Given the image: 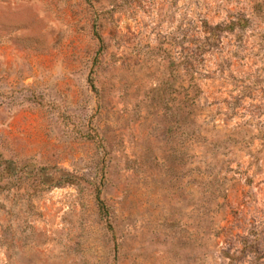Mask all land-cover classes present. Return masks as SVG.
<instances>
[{"label": "rangeland", "instance_id": "1", "mask_svg": "<svg viewBox=\"0 0 264 264\" xmlns=\"http://www.w3.org/2000/svg\"><path fill=\"white\" fill-rule=\"evenodd\" d=\"M0 264H264V0H0Z\"/></svg>", "mask_w": 264, "mask_h": 264}, {"label": "trees", "instance_id": "2", "mask_svg": "<svg viewBox=\"0 0 264 264\" xmlns=\"http://www.w3.org/2000/svg\"><path fill=\"white\" fill-rule=\"evenodd\" d=\"M64 181H68V182H71L72 179H70L69 177H61L58 181V183H61V182H64ZM97 201H98V208H99V211L102 215H106L107 211H106V205L104 204L103 200L98 196L97 197Z\"/></svg>", "mask_w": 264, "mask_h": 264}]
</instances>
